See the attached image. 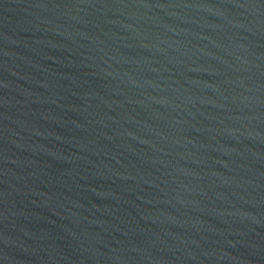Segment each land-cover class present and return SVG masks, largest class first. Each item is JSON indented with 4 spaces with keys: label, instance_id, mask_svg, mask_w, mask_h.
<instances>
[{
    "label": "water",
    "instance_id": "obj_1",
    "mask_svg": "<svg viewBox=\"0 0 264 264\" xmlns=\"http://www.w3.org/2000/svg\"><path fill=\"white\" fill-rule=\"evenodd\" d=\"M0 264H264V0H0Z\"/></svg>",
    "mask_w": 264,
    "mask_h": 264
}]
</instances>
